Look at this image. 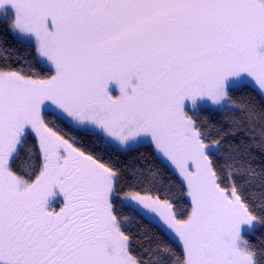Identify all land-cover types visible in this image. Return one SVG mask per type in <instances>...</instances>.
<instances>
[{
  "label": "snow or ice",
  "instance_id": "1",
  "mask_svg": "<svg viewBox=\"0 0 264 264\" xmlns=\"http://www.w3.org/2000/svg\"><path fill=\"white\" fill-rule=\"evenodd\" d=\"M0 20L33 50L0 41V264H264V0Z\"/></svg>",
  "mask_w": 264,
  "mask_h": 264
},
{
  "label": "trees",
  "instance_id": "2",
  "mask_svg": "<svg viewBox=\"0 0 264 264\" xmlns=\"http://www.w3.org/2000/svg\"><path fill=\"white\" fill-rule=\"evenodd\" d=\"M0 25H4V21L0 20ZM0 41L3 42L2 47H6L9 49H15V54L21 57L25 58H31L33 55V50L31 47V44L24 43L20 40H18L12 33L7 31L6 26H0ZM0 55H2V52H0ZM206 115L209 116L210 119L213 121L220 119L219 116L213 113H206ZM114 158H119V159H127L128 157L123 155V154H117L114 153ZM132 156H135L136 153H132ZM135 223V222H134ZM139 223H135V228L134 230H138L140 228ZM259 234L258 233H253L252 234V239L255 240Z\"/></svg>",
  "mask_w": 264,
  "mask_h": 264
},
{
  "label": "rangeland",
  "instance_id": "3",
  "mask_svg": "<svg viewBox=\"0 0 264 264\" xmlns=\"http://www.w3.org/2000/svg\"><path fill=\"white\" fill-rule=\"evenodd\" d=\"M6 19H10V17L9 18H6ZM18 40H20V39H18ZM20 41H22V40H20ZM22 42L27 43V44H30V42H28V41H22ZM112 92H113L114 95H117L118 94V90L115 88V86H113ZM61 202H62V198H58L56 201L53 202V204H54V206L59 207Z\"/></svg>",
  "mask_w": 264,
  "mask_h": 264
}]
</instances>
